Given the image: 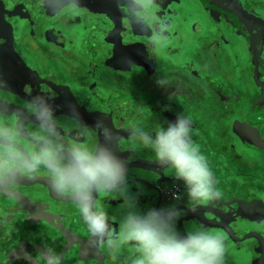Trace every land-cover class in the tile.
Masks as SVG:
<instances>
[{
    "label": "flooded vegetation",
    "instance_id": "af4514ba",
    "mask_svg": "<svg viewBox=\"0 0 264 264\" xmlns=\"http://www.w3.org/2000/svg\"><path fill=\"white\" fill-rule=\"evenodd\" d=\"M204 1L0 0V264H80L81 256L87 261L92 256L90 264H138L143 256L146 260L144 240L131 230L135 226L128 222L126 229L117 221L119 196L129 210L133 205L142 208L147 199L168 206L174 221L168 224L167 238L173 246L167 249L175 251L173 255L187 256L182 249L193 253L201 238L216 244L220 236L221 259L264 264L259 257L255 261L257 248L264 246V218L251 219L237 202L229 203L235 198L262 201L231 195L224 183L233 182L231 175L224 178L221 170L211 171L219 177L215 183L207 182L204 174L203 181H197L202 175L195 164H204V142L213 147L220 140L214 141L212 129L199 125L192 115L194 105L204 104L211 117L222 111L233 118L239 108H264V71L250 53V37L255 28L264 27V0H257L262 13L245 5L236 9L226 0H207L213 8ZM176 25H223L215 48L225 53L242 45L234 54L246 64L244 81L255 83L256 98L244 100L240 93L235 99L197 82L195 88L186 87L178 77L180 69L165 72L168 81L157 85L154 76H146L152 74L156 43L164 49L166 43L170 48L177 45ZM237 25H245V31ZM205 41L204 37L203 50ZM196 70L202 73L204 68ZM151 87L166 92L162 107H156L159 102ZM196 89L200 90L194 93ZM136 101L139 112L134 110ZM153 103L158 110L142 112ZM176 122L184 125L183 137L189 138L181 140L184 146L178 150L182 145L176 146L173 139L178 135L172 126ZM250 140L240 139L239 145L232 139L242 157ZM249 145L253 153L259 151ZM163 156L176 160V166L167 168H174L170 172L176 182L159 186L158 192H151L153 197L145 194L133 204L127 199L133 184L150 192V172L169 164ZM185 157L191 158L180 167ZM197 183L211 186L207 195L196 192ZM189 193L195 198L191 203ZM232 213L244 221L240 235L233 233L234 227L226 232ZM198 226L208 233L199 234ZM79 240L89 244L86 252L77 246ZM96 253L98 259L93 257Z\"/></svg>",
    "mask_w": 264,
    "mask_h": 264
},
{
    "label": "rangeland",
    "instance_id": "374dc122",
    "mask_svg": "<svg viewBox=\"0 0 264 264\" xmlns=\"http://www.w3.org/2000/svg\"><path fill=\"white\" fill-rule=\"evenodd\" d=\"M227 3L231 6L237 7L236 9L241 8L242 6H247L248 8L253 10L255 13H262V9L259 6L257 0H226ZM235 7H233L235 9ZM183 12L185 11L182 9ZM110 14V12L108 13ZM223 25H176L177 30L180 31L179 35L174 38L176 40L177 45L170 48V43H166L165 46H161L158 41L156 44V48L153 52V59L151 60V76L155 78L156 85L161 82L168 81L166 77L170 76L169 74H164L165 72L172 71L173 69H180L182 74L179 75L180 81H183L184 85H191L192 87H196V82L201 85H206L211 88H214L218 94L223 92L224 94H233V98H237L238 94H243L244 100L252 98H256L257 93L259 91L254 86V82L251 83L248 79L244 81V73H249V70H243L242 67L246 66V64L242 61V57L240 63L235 57L234 53H239L242 50V45L239 43L238 47L235 50H230L229 48L225 53L217 51L215 48V41L221 36H219V31ZM198 28V29H197ZM85 34L84 30H82V36ZM81 37L80 35H78ZM208 44L207 49L203 50L204 44L202 41L204 40ZM84 39V38H82ZM87 43V41H84ZM202 47V48H201ZM203 69L206 71V74L203 72H198L196 69ZM193 71H188L192 69ZM255 70H257L255 68ZM259 72V70H257ZM202 75H205L202 77ZM190 77V78H189ZM184 79V80H183ZM178 82V81H177ZM187 87V86H186ZM75 89V88H74ZM9 89H4L5 93L11 94L8 91ZM200 89L194 90V93H197ZM257 92H256V91ZM231 92V93H230ZM172 96V93L169 94ZM10 99V97H8ZM179 99V98H178ZM138 101L133 104H137ZM212 102V103H211ZM209 103L210 107H213L214 100ZM33 103V102H32ZM206 104L197 106L194 105V112L192 113L194 119L200 123L199 125H203L205 129L210 127L212 130L213 140L219 141L220 144H215L213 147L209 146L206 142H204V147L206 149H202L201 158L204 161L202 163H196L195 169L196 172L200 173V175H210L211 171L221 170L224 172L225 170L231 169L232 173L239 169L237 174H233L229 177V181H233L229 183L224 181L228 186L226 189L231 192V195L241 196L243 198H257L264 203V108L262 110L253 109L252 111H245L241 115H238L239 118L233 115V118L225 116V114L220 111L219 115H214L211 117L209 111L204 110ZM190 107V105H189ZM208 107V105H207ZM217 107H215L216 109ZM196 109V111H195ZM214 109V111H216ZM139 112V111H137ZM152 114L155 112L151 111ZM147 121V120H146ZM222 125L224 126V130H218L213 125ZM232 139H236L238 144L240 145V139L247 141L250 140L249 144L255 145L259 151L253 153L249 150L251 147L248 144L247 153L244 157H237L233 155V152L230 153L226 149L221 151L222 143H227ZM203 142V141H201ZM201 149V143L198 145ZM206 150V152H205ZM192 157V156H191ZM185 157L184 160L180 163V167L185 166L188 161ZM217 164V166H216ZM210 169V170H209ZM196 192L202 195H207L210 185L201 186L199 184H194ZM236 205V204H235ZM215 211V210H213ZM215 213V212H214ZM258 223V222H257ZM211 226V223H209ZM133 226V225H132ZM212 231V228L209 229ZM233 229H229L226 231L229 233ZM199 234L208 233L207 231H202L201 228L195 229ZM202 231V232H201ZM217 233H222L221 229H216ZM203 244L201 245L202 250H210L214 249L217 254H222V248L220 244L219 248H213V243L211 241L206 240L205 238H201ZM240 240V238H238ZM243 239V238H242ZM77 246L79 249L81 247V251L86 252L89 249V244L86 241L79 240L77 241ZM80 251V253H81ZM228 256V253H226ZM235 254L233 250L229 253ZM159 257L161 256L158 254ZM69 256L72 257L71 254ZM99 254L96 253L93 255L95 259L99 258ZM239 259L241 256L237 255ZM154 257V255H152ZM163 259H170V254L166 252H162ZM224 257L223 255L211 262V259L205 260L203 264H216V263H227L230 260L231 264H246L239 260L235 259L232 261V258L229 256L227 258L221 259ZM92 256L90 257V259ZM89 259V261H90ZM80 264H90L89 261L86 260V257L81 256L78 258ZM203 259L198 260V264H202ZM246 261L248 259L246 258ZM248 263V262H247ZM77 264V262H76ZM146 264H155L151 258L147 261ZM169 264H175L172 261ZM230 264V263H227Z\"/></svg>",
    "mask_w": 264,
    "mask_h": 264
},
{
    "label": "crops",
    "instance_id": "0c3cea01",
    "mask_svg": "<svg viewBox=\"0 0 264 264\" xmlns=\"http://www.w3.org/2000/svg\"><path fill=\"white\" fill-rule=\"evenodd\" d=\"M163 83V82H161ZM150 93L152 95V97L157 100L158 106L156 107H162L164 102L167 97H166V92H163V90L160 88H153L151 87L150 89ZM137 106L134 107L138 109V111L140 110V104H136ZM154 106V103L151 104V106H148V108L142 107L141 110H143L142 112H146L149 113V111L151 109L154 108V110H158L155 109L156 108ZM147 109V110H146ZM150 109V110H148ZM243 112H245L243 109H238V113L233 112L235 116H237L239 118L238 115H241ZM233 115V114H232ZM231 115V116H232ZM172 126L174 127V131H176V133H178V135L176 136V138H173L174 140H176V146L178 144L181 143V140H185L187 141L188 139L184 138L183 136L186 133V130L184 128L183 124H180L178 122H176L175 124H172ZM213 126L219 128V127H224L222 125H216L214 124ZM105 142H108V140H106L105 137ZM103 141V144H104ZM143 141V138H142ZM101 143V141H100ZM103 144H101L100 146L103 148ZM217 144H220L219 142ZM182 146H178L176 147V150H178V148L183 147L184 144L181 143ZM221 151H224V149H226L227 151H229L230 153L233 152V155L237 157H241L242 156V152L240 150V147H238L235 143H233V141H229L227 143H222L221 145ZM224 148V149H223ZM101 149V148H100ZM107 150V149H106ZM244 152V151H243ZM165 161H168L169 164L165 167L164 170L156 172L155 170H152L150 172V174L153 176L154 179V185H150V187H152V189L150 190V192H143V190L141 188H139L137 186V184H133L132 189L130 191V195L127 196V199L129 201H133V204H135L137 202V199H141V198H145V197H153V193H155V191L159 189H157L159 186H166L168 184L171 183H175L176 179L172 173L170 171L174 170V168H171L172 170H169V172L167 171V168L169 166H176L177 163L175 162L176 160L174 158H171L169 156H163L162 157ZM161 164V162H160ZM176 164V165H175ZM140 166V165H139ZM178 173L179 171L176 170ZM236 171L239 172V169H236ZM156 172V173H155ZM237 172V173H238ZM223 177L226 178V176H230L233 175L231 169L226 170L225 172L222 173ZM205 176V175H204ZM201 176L200 178H197V181H203V177ZM219 177L214 175V174H210V175H206V181L207 182H213L214 183L217 181ZM178 181V180H177ZM197 184H201V183H197ZM172 185V184H171ZM201 186H206V183H202ZM153 191V193H151ZM147 196H146V195ZM191 195V193H189ZM194 194L192 193L191 197H190V203L194 201ZM125 198H120L119 196V204H118V212H119V217L117 218V221H121V223H124V226L126 229H129L130 226L129 223L133 226H135V228H131L132 233L136 236V237H140V239H143V248L147 249L146 255H148L147 259H143L138 258L139 256L137 255L136 257L138 258L136 262H138V264H143V262H147L150 258H151V254H156L158 255V253L161 254V252H166L167 254H170V259L166 258L167 260L163 259V257H159L156 256V259L151 258V260L155 263V264H169L172 261L176 262V263H180V264H198V260L199 259H203L204 260H208L211 258V262H214L215 260L219 259L222 254H217L214 249H210V250H203L202 251V244L203 241L200 239L195 243V248L193 249V253L192 250L191 252H188L187 249H182L183 251H185V253L187 254V256L182 255V256H177V253H175L173 255V253L175 251H171L168 250V247H172L173 246V242L171 239L167 238L168 235V231H169V225L172 221H174V217L172 216L174 213H170L168 212L169 208L167 205H159V202L157 199H147L145 200L146 205H143L142 208H137V207H132V209H127L123 204H125ZM154 206V207H153ZM213 211V210H211ZM215 212V214L217 213L216 211H213V213ZM212 215V214H210ZM207 218L208 220H214V218L211 216ZM240 215H236L232 213L231 218L229 219V224L225 226V229H233L234 227V231L233 233H236V235H240L243 230V226H244V221L243 219L240 218ZM129 222V223H128ZM208 232V231H207ZM241 239V238H240ZM221 241V237L217 236V238H215V243L216 245H218V243H220ZM172 245V246H171ZM141 248V246H135ZM216 248V247H213ZM221 250V249H220ZM182 251V252H183ZM222 253V252H221ZM114 255V254H113ZM206 255V256H204ZM184 259V260H182ZM215 259V260H214ZM221 263V262H219Z\"/></svg>",
    "mask_w": 264,
    "mask_h": 264
},
{
    "label": "water",
    "instance_id": "95a60500",
    "mask_svg": "<svg viewBox=\"0 0 264 264\" xmlns=\"http://www.w3.org/2000/svg\"><path fill=\"white\" fill-rule=\"evenodd\" d=\"M207 6L210 5V3L206 0L204 1ZM215 1H212V4H214ZM211 8H213V5H210ZM230 15H232L233 12L227 11ZM236 14V13H233ZM238 16V20L241 19L240 15ZM239 27V28H238ZM237 28L240 29V31H245V25H237ZM256 33L250 37V53L252 56V62L260 69H263L264 71V58H263V51H264V27L258 26V28H255ZM262 85L264 86V81L262 82ZM234 202H237L239 204V210L241 213H244L246 216L250 217L251 219L255 220H261L264 218V204L259 201H247L246 199H237L235 198L230 204H233ZM168 237H171L168 235ZM263 253V254H262ZM261 256V257H260ZM255 261H261L264 259V246L260 245L256 252H255Z\"/></svg>",
    "mask_w": 264,
    "mask_h": 264
},
{
    "label": "built area",
    "instance_id": "2783aa9c",
    "mask_svg": "<svg viewBox=\"0 0 264 264\" xmlns=\"http://www.w3.org/2000/svg\"><path fill=\"white\" fill-rule=\"evenodd\" d=\"M170 194L175 195V190H171Z\"/></svg>",
    "mask_w": 264,
    "mask_h": 264
}]
</instances>
